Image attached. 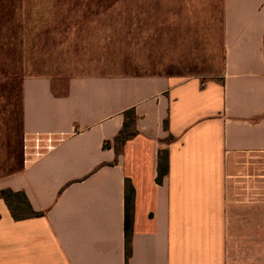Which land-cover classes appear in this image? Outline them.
I'll use <instances>...</instances> for the list:
<instances>
[{
  "label": "crops",
  "instance_id": "0c3cea01",
  "mask_svg": "<svg viewBox=\"0 0 264 264\" xmlns=\"http://www.w3.org/2000/svg\"><path fill=\"white\" fill-rule=\"evenodd\" d=\"M222 42L208 80L25 76L24 132L67 140L0 179L43 214L0 200V264H264V0H222ZM129 109L138 134L117 154Z\"/></svg>",
  "mask_w": 264,
  "mask_h": 264
},
{
  "label": "rangeland",
  "instance_id": "374dc122",
  "mask_svg": "<svg viewBox=\"0 0 264 264\" xmlns=\"http://www.w3.org/2000/svg\"><path fill=\"white\" fill-rule=\"evenodd\" d=\"M223 69L222 0H1L0 179L24 168L25 76L208 80ZM253 163L264 175V158Z\"/></svg>",
  "mask_w": 264,
  "mask_h": 264
},
{
  "label": "trees",
  "instance_id": "16d2710c",
  "mask_svg": "<svg viewBox=\"0 0 264 264\" xmlns=\"http://www.w3.org/2000/svg\"><path fill=\"white\" fill-rule=\"evenodd\" d=\"M124 116V125L113 140L114 148L117 154L121 152L122 148L128 140L134 138L138 134V130L136 128L135 110L129 109L125 111ZM105 145H110V143L106 142ZM165 158L166 151H161L158 176L159 183L162 181L163 177L167 173V167L164 165ZM0 200L5 201V203L11 210L13 217L16 220H21L29 217H38L43 215L41 212H37L34 210L27 195L23 191H14L10 188L0 189Z\"/></svg>",
  "mask_w": 264,
  "mask_h": 264
},
{
  "label": "built area",
  "instance_id": "2783aa9c",
  "mask_svg": "<svg viewBox=\"0 0 264 264\" xmlns=\"http://www.w3.org/2000/svg\"><path fill=\"white\" fill-rule=\"evenodd\" d=\"M67 140L64 132H25L22 139V162L24 167L37 163Z\"/></svg>",
  "mask_w": 264,
  "mask_h": 264
}]
</instances>
